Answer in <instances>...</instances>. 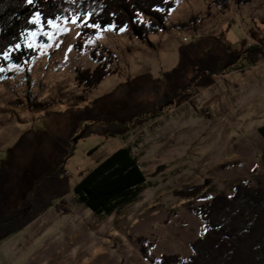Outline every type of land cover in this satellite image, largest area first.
<instances>
[{
  "label": "rangeland",
  "instance_id": "374dc122",
  "mask_svg": "<svg viewBox=\"0 0 264 264\" xmlns=\"http://www.w3.org/2000/svg\"><path fill=\"white\" fill-rule=\"evenodd\" d=\"M174 2L167 25L200 17L198 30L176 28L141 40L127 29L107 27L83 38L80 24L56 20L57 28L43 25V30L37 27L26 36L24 46L32 45L37 55L25 67L10 64L0 73V164L28 138L12 156L19 185L14 208L56 165L59 154L53 141L66 149L69 145L71 128L66 117L57 114L85 109L114 93L110 110L114 115L127 112L131 97L122 86L142 76L164 81L179 63L180 49L205 36L226 39L238 53V69L232 72L245 73L236 79L222 75L211 87L193 88L190 96L153 111L156 95L149 86L134 103L150 110L132 114L120 124L125 132L114 138H83L88 127H101L85 122L64 166L68 194L54 199L60 195L56 185L50 186L51 193L39 191L34 201L39 213L0 243V264H163L162 257L173 254L189 259L192 243L206 237L209 228L190 210L191 204L203 201L187 199L184 192L200 187L202 194L214 198L222 192L232 195L242 182L264 187V138L259 132L264 126V54L249 47L264 44V0H244L232 10L213 0ZM81 40L82 51L76 47ZM107 50L115 55L110 65L114 73L94 88L78 86L77 71L94 69L98 63L92 53L100 56ZM256 53L260 59L254 64L249 54ZM227 81L232 83L229 88L224 86ZM40 133L47 134L44 153L33 137ZM126 145L142 163L146 181L132 204L110 217H97L79 204L73 189ZM140 237L155 243L148 257Z\"/></svg>",
  "mask_w": 264,
  "mask_h": 264
},
{
  "label": "trees",
  "instance_id": "16d2710c",
  "mask_svg": "<svg viewBox=\"0 0 264 264\" xmlns=\"http://www.w3.org/2000/svg\"><path fill=\"white\" fill-rule=\"evenodd\" d=\"M243 1L213 0V3L224 10H232L233 4L241 5ZM174 8V0H34L31 5L27 0H0V67L10 64L25 67L37 55L33 49L24 46L28 33L37 29L36 25L30 23L36 13L41 14L45 29H48V19L71 22L79 17L78 24L82 26L83 38L94 36L107 27L127 29L141 40L161 31L200 28V17L168 26L167 19ZM89 13L90 19L87 15ZM85 21L99 24L100 29L85 27ZM82 42L81 40L76 44L80 51L84 49ZM16 44L21 46L20 50L15 49ZM252 48L264 50V44L261 42ZM9 49H12L9 59L4 60V53ZM91 57L97 61V66L94 69L78 70L76 76L77 85L86 89L98 86L114 73L110 69L115 60L112 51L107 50L100 56L94 51ZM251 57L253 56L250 54ZM237 64L238 53L226 39L216 36L201 37L180 49L179 63L165 74L164 81L142 76L131 84L122 86V92L128 91L131 97L132 106L127 112L114 115L110 110L109 101L115 98L114 93L85 109L71 108L65 115L57 114L56 116L66 117L71 128L67 141L69 145L66 149L59 141H53L51 146L59 154L56 165L36 182L35 188L26 196V201H22L19 208H14L13 202L19 192V185L12 156L28 139L25 136L17 147L10 150V159L0 164V243L35 219L39 212L35 211L37 206L34 201L43 188L48 194L53 191L50 186L56 185V190L57 186L60 187V195H54V199L68 194L70 184L65 176L64 166L69 160L73 143L78 140L76 135L85 122H98L101 127L107 123L112 127H88L83 138L91 134L117 137L125 132L121 123L130 120L132 114L136 116L148 109L146 106L137 107L134 102L141 92L150 89L149 86L154 87L152 93L156 95V100L151 104L153 111L190 96L193 88L211 87L220 76L237 70ZM259 132L264 138V126ZM45 135L47 134L40 133L33 136L42 153L48 144ZM132 151V146H123L89 172L73 189L79 204L97 217H110L132 204L146 181L142 163ZM229 167L230 165L226 168ZM183 194L187 199L193 197L203 201L198 206L191 204L190 210L205 222L209 232L206 237L192 243L191 258L185 259L177 254L164 255L163 264H264L263 186H251L242 182L235 186L232 195L222 192L211 199L206 193L202 194L200 187H192ZM138 243L146 257L155 248V243H151L146 237L138 238Z\"/></svg>",
  "mask_w": 264,
  "mask_h": 264
},
{
  "label": "snow or ice",
  "instance_id": "6c2138e0",
  "mask_svg": "<svg viewBox=\"0 0 264 264\" xmlns=\"http://www.w3.org/2000/svg\"><path fill=\"white\" fill-rule=\"evenodd\" d=\"M34 2V0H27V3L28 4H32ZM157 11H160L159 8L156 9ZM89 19L91 18V14H87ZM80 21V18L79 17H76L74 18L71 23H78ZM67 22V21H66ZM30 23L36 25L37 27L41 28V30H43V24H44V21L42 20L41 18V14L40 13H36L34 18L30 21ZM47 25L50 27V28H57L58 25L56 23V21L54 19H48L46 21ZM84 26L85 27H90V28H93V29H96V30H99L100 29V25L99 24H96V23H88L87 21L84 22ZM47 34V33H46ZM30 35H35V33H30ZM28 47L31 49L32 48V45H28ZM15 49L16 50H20L21 49V46L19 44H16L15 45ZM12 49H9L8 51H6L4 53V56H3V59L4 60H8L9 59V54L11 53ZM11 66V65H10ZM4 68L3 67H0V73L4 72ZM209 199H211V197H209Z\"/></svg>",
  "mask_w": 264,
  "mask_h": 264
},
{
  "label": "crops",
  "instance_id": "0c3cea01",
  "mask_svg": "<svg viewBox=\"0 0 264 264\" xmlns=\"http://www.w3.org/2000/svg\"><path fill=\"white\" fill-rule=\"evenodd\" d=\"M185 38H186V37H185ZM186 39H187V38H186ZM262 40H263V38H262ZM187 41H188V40H187ZM187 41H186V42H187ZM261 51H262V53L264 54V50H261ZM251 55H252V54H251ZM263 56H264V55H263ZM249 57H250V54H249ZM259 59H260V58H259V55H258L257 53H256V55H255L254 57H251V60L253 61L252 63H254V64H255ZM239 71L241 72V70H238V71H236V72H235V71H234V72L231 71V72L228 73V74H230V75H232V74L235 75V77H231V78H233V79L235 78V79H236L238 75L243 74L242 72L239 73ZM244 74H245V73H244ZM244 74H243V75H244ZM227 82H228V83H227ZM227 82L224 83V84H225L224 86H226V84H227V85H228V88L231 87V86H232V83L229 82V81H227ZM233 85H234V83H233ZM206 91H208V90H206Z\"/></svg>",
  "mask_w": 264,
  "mask_h": 264
},
{
  "label": "built area",
  "instance_id": "2783aa9c",
  "mask_svg": "<svg viewBox=\"0 0 264 264\" xmlns=\"http://www.w3.org/2000/svg\"><path fill=\"white\" fill-rule=\"evenodd\" d=\"M187 41V39L185 38V42ZM259 43H249V47H253V46H256V45H258Z\"/></svg>",
  "mask_w": 264,
  "mask_h": 264
}]
</instances>
